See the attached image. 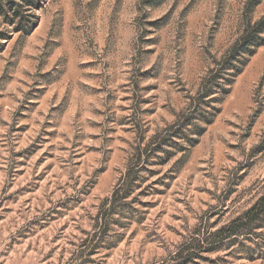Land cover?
<instances>
[{"label":"rangeland","instance_id":"rangeland-1","mask_svg":"<svg viewBox=\"0 0 264 264\" xmlns=\"http://www.w3.org/2000/svg\"><path fill=\"white\" fill-rule=\"evenodd\" d=\"M33 1L0 23V264H264V0Z\"/></svg>","mask_w":264,"mask_h":264},{"label":"trees","instance_id":"trees-1","mask_svg":"<svg viewBox=\"0 0 264 264\" xmlns=\"http://www.w3.org/2000/svg\"><path fill=\"white\" fill-rule=\"evenodd\" d=\"M36 5L33 0H0V23L11 26L12 32L27 33L32 29V23L30 16L24 13L30 12L32 7L34 8ZM6 38L7 34L0 31V40ZM257 209V212L264 210V197L260 198L254 205L253 210Z\"/></svg>","mask_w":264,"mask_h":264}]
</instances>
